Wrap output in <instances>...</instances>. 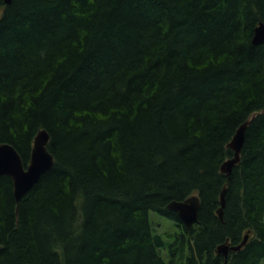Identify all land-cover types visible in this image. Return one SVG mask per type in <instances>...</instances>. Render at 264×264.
I'll return each mask as SVG.
<instances>
[{
	"label": "trees",
	"instance_id": "trees-1",
	"mask_svg": "<svg viewBox=\"0 0 264 264\" xmlns=\"http://www.w3.org/2000/svg\"><path fill=\"white\" fill-rule=\"evenodd\" d=\"M260 23L264 0H0V143L26 167L43 129L54 159L19 203L0 175V264H264Z\"/></svg>",
	"mask_w": 264,
	"mask_h": 264
},
{
	"label": "water",
	"instance_id": "water-1",
	"mask_svg": "<svg viewBox=\"0 0 264 264\" xmlns=\"http://www.w3.org/2000/svg\"><path fill=\"white\" fill-rule=\"evenodd\" d=\"M12 0H4L5 4H10ZM264 43V24L260 23L254 29L252 44L260 45ZM247 122L241 124L235 131L228 146L233 150V156L225 161L221 166V171L230 176L232 168L238 163L241 149L244 143V134ZM49 134L46 130H40L34 137L30 160L25 167L16 149L7 143H0V175L8 176L13 181V192L16 203L40 180L41 176L48 172L54 163L52 154L47 149ZM225 189L220 194V208L218 214L222 216V209L225 205ZM199 198L192 195L183 201H171L167 208L175 212L180 220L191 227L198 221ZM247 241V235L243 241L236 245L222 244L217 247V252L227 257L229 251L239 250Z\"/></svg>",
	"mask_w": 264,
	"mask_h": 264
},
{
	"label": "rangeland",
	"instance_id": "rangeland-1",
	"mask_svg": "<svg viewBox=\"0 0 264 264\" xmlns=\"http://www.w3.org/2000/svg\"><path fill=\"white\" fill-rule=\"evenodd\" d=\"M149 218L153 232L162 234L166 240H169V238L166 237L165 233H171L175 230L174 222L153 211L149 213ZM162 256H164V258L167 260L165 251H162Z\"/></svg>",
	"mask_w": 264,
	"mask_h": 264
}]
</instances>
